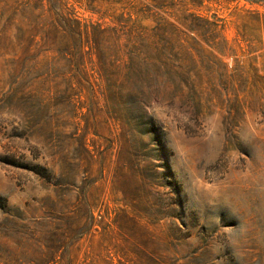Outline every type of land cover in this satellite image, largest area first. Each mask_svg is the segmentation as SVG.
I'll return each instance as SVG.
<instances>
[{
	"label": "rangeland",
	"instance_id": "1",
	"mask_svg": "<svg viewBox=\"0 0 264 264\" xmlns=\"http://www.w3.org/2000/svg\"><path fill=\"white\" fill-rule=\"evenodd\" d=\"M0 264H264V0H0Z\"/></svg>",
	"mask_w": 264,
	"mask_h": 264
}]
</instances>
